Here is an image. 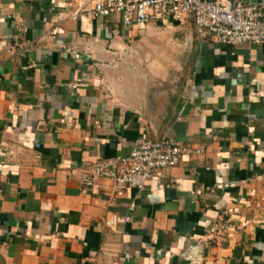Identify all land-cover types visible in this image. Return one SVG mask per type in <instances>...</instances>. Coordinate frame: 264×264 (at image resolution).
Instances as JSON below:
<instances>
[{"label":"crops","instance_id":"crops-1","mask_svg":"<svg viewBox=\"0 0 264 264\" xmlns=\"http://www.w3.org/2000/svg\"><path fill=\"white\" fill-rule=\"evenodd\" d=\"M94 2L0 0V264H264V48ZM164 134L207 151L141 193L82 187Z\"/></svg>","mask_w":264,"mask_h":264},{"label":"built area","instance_id":"built-area-1","mask_svg":"<svg viewBox=\"0 0 264 264\" xmlns=\"http://www.w3.org/2000/svg\"><path fill=\"white\" fill-rule=\"evenodd\" d=\"M93 19L120 18L127 28L142 27L153 20L173 21L183 27L192 22L199 40L210 36L230 46L251 45L264 48V7L245 0H95ZM206 145L180 144L169 134L156 141L139 140L125 157L103 159L91 165L81 179L85 190H92L103 180L113 190L143 192L152 179H164L167 170L178 166L184 157H199ZM117 219L106 222L114 227ZM230 220L221 219L210 233L222 234Z\"/></svg>","mask_w":264,"mask_h":264},{"label":"rangeland","instance_id":"rangeland-1","mask_svg":"<svg viewBox=\"0 0 264 264\" xmlns=\"http://www.w3.org/2000/svg\"><path fill=\"white\" fill-rule=\"evenodd\" d=\"M183 62H184V60H179V67L183 66ZM160 68L161 69L163 68V64L162 63L160 64ZM180 68H177V75L182 76L181 74H178V73H183V71H180ZM176 77H178V76H176Z\"/></svg>","mask_w":264,"mask_h":264}]
</instances>
